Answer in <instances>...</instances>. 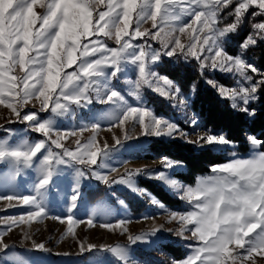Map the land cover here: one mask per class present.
<instances>
[{
	"label": "snow or ice",
	"instance_id": "snow-or-ice-1",
	"mask_svg": "<svg viewBox=\"0 0 264 264\" xmlns=\"http://www.w3.org/2000/svg\"><path fill=\"white\" fill-rule=\"evenodd\" d=\"M234 2V13H230L234 14V22L219 27V12ZM99 3L103 0H47L46 3L42 0H0V104L11 109L20 122H29V129L45 137L31 144L27 140L16 145L0 141V162L9 165L16 175L24 168L33 167L37 173L31 194L0 196V200H16L30 209L26 216L9 217L4 221L5 229L0 231V251L7 252L10 247L4 241L5 232L48 216L47 193L55 186L53 178L60 175L61 166L74 170L75 183L68 196L69 213L77 207L80 199L81 180L88 177L104 184L125 185L132 192L144 194V190L136 186L134 177L146 174L145 170H126L119 178L109 181L106 175H101L91 166L107 167L106 162L115 147L109 148L107 144L103 149L96 147L95 136L84 143L77 141L75 149L65 147L61 143L65 134L59 132L53 118L41 120L36 113L21 115V109L31 100L39 101L41 111L62 117L75 109L87 108L96 99L99 103L119 106V116L107 114L117 121L113 126H123L125 121H132L133 127H141L143 136L185 138L187 134L177 124L157 116L147 107L128 105L121 91L111 85L118 74L132 66L139 76L132 93L136 99H140V89L146 85L159 95L175 100L181 97L180 88L174 86L169 78L160 76L155 66L162 57L179 59L182 56L185 61L194 59L199 62L202 72L209 68L235 73L247 82V87L229 89L217 86L211 80L206 81L218 87L222 96L230 98L234 108L238 100L242 105L239 111L255 116L250 105L258 99L257 92L264 85V79L252 83L253 76L248 74L249 70L256 74L259 69L241 56L229 54L225 44L230 35L238 31L243 23L242 17L250 7L255 5L260 10L254 12V16L264 15V0H107L106 10L96 11ZM37 4L44 9L42 15L34 11ZM185 16L192 17V20L184 23ZM147 21L152 22V28L157 29L155 32L141 30ZM37 23L39 28L35 27ZM253 28L264 40V22L254 24ZM188 29L192 31L185 44L180 36ZM144 37L158 40L160 48H153L147 40L144 44L134 43L135 39ZM107 39L114 40L118 47H109ZM256 42L254 36L248 35L241 47L246 50ZM18 68L23 72L22 76L14 74ZM160 81L167 87L161 89ZM186 99L180 98L179 102L184 104ZM191 123L196 127L198 122L193 119ZM83 130L84 127L81 128ZM75 134V131L67 133ZM131 138L125 130L123 139ZM248 141L252 148L251 156L213 165L210 169L212 175L201 178L195 187L184 190L181 199L192 204L194 210L180 215L179 219L183 224L192 225L191 229L185 230L203 245L196 248L193 255L175 264H244L252 260L253 255H264V139L249 136ZM186 143L209 149L234 146V142L223 134H205L196 141L186 140ZM52 145L60 151H54ZM116 145L122 146L120 138L116 139ZM162 161L165 169L178 166L168 157H163ZM79 165L88 166L87 170ZM111 171L117 169L112 168ZM150 178L177 187L176 181L165 171L153 173ZM118 202L124 204L123 200ZM152 202L156 203L155 200ZM95 215L93 210L88 224H93ZM177 215L173 213L172 218ZM66 219L68 231L72 232L71 225L77 221L72 215ZM125 223V220H119L117 225L104 224L102 227L113 228ZM157 232H162V229L129 235L128 239L132 245L150 243L149 238L156 236ZM176 235L183 236V230ZM33 248L48 251L43 243L35 241ZM80 249L81 252H107L120 264H133L127 245H104L98 249L94 244L81 243ZM9 260L10 264H29L20 255L11 256Z\"/></svg>",
	"mask_w": 264,
	"mask_h": 264
},
{
	"label": "rangeland",
	"instance_id": "rangeland-1",
	"mask_svg": "<svg viewBox=\"0 0 264 264\" xmlns=\"http://www.w3.org/2000/svg\"><path fill=\"white\" fill-rule=\"evenodd\" d=\"M42 2L46 3L47 0H42ZM106 4L107 0H103V3L98 4L96 11L106 10ZM234 8L235 2L219 12V27H225L234 22V14L230 15V13H234ZM34 11L40 15L44 13V9L39 4L35 6ZM259 11L255 5L250 7L244 17H242L243 23L239 26L238 31L235 34H231L225 44L229 54H231L229 46L236 45L237 52L231 55L241 56L247 63L255 67H257L256 59L252 55L251 50L259 43H264V40L259 38L253 28L254 24L264 22V15H253L254 12ZM93 16L95 17V12ZM191 20L192 17H184V23H188ZM134 26L135 20L133 21ZM35 27L39 28V23ZM141 30L155 32L157 29H153L152 22L147 21L142 24ZM191 31V29H188L180 36L182 43L186 44L188 42ZM248 35L254 36L257 42L245 50L242 49L241 44ZM161 36H163V33ZM244 36L246 37L244 38ZM94 38L91 37V39ZM101 39L105 38L101 37ZM83 40L84 38H82ZM145 40L153 48H160L158 40L146 37L137 38L134 43L144 44ZM106 43L109 47H118L114 40L107 39ZM191 60L194 59L185 61L182 56L179 59L176 57H162L161 62L155 66V70L160 76L169 78L174 86L180 88L181 97L175 100L159 95L146 85L140 89V99H136L132 93L134 91V83L139 79V76L138 71L132 66H129L128 69L118 74V77L111 81V85L125 96L128 105L147 107L157 116L177 124L179 129L187 134L185 138L179 136L171 139L163 136H143L141 135V127L139 125L133 127L132 121H125L123 126H113L117 121L109 118L107 114L115 113L116 116H119V106L99 103L96 99H93L92 104L87 108L75 109L62 117H53L50 111H41L40 103L35 99L21 109V115L36 113L41 120L53 118L56 122V128L59 132L65 134V138L61 141L65 147L75 149L77 141L84 143L92 136L96 137V147L100 149H103L105 144L109 148L115 147L116 150L106 162L107 167H91L101 175H106L109 181L119 178L126 170H145L146 174L134 177L136 186L143 189L144 194L132 192L125 185L104 184L94 177H88L81 180L80 199L77 202V207L69 213L68 196L70 195L71 187L75 183L74 170L61 166L62 172L53 178L55 186L50 188L47 193L48 216L43 219L37 218V220L30 223L20 224L18 227H13L11 231L5 232L4 241L10 247L7 252L0 251V264H10L9 257L16 255L25 257L29 264H120L115 257L107 252L96 250L93 252H81V243L85 245L94 244L98 249L104 245H127L131 251L133 264H175V262L183 261L193 255L195 249L203 245V242L191 236L190 231L185 230L191 229L192 225L183 224L179 219L180 215L194 210L193 205L187 200L181 199V196L186 188L195 187L201 178L212 175L211 168L209 171L200 173L190 180L187 176L188 168L186 164L171 155L161 154L160 149L161 141L180 140L186 143V140L196 141L205 134H223L228 138L225 131H216L206 126L205 120L194 110L192 101L196 95L197 84L193 83L190 91L186 93L182 89L180 80L171 77L167 72V67H162L165 61H169L171 65H174L176 63L188 64ZM196 63L205 82L211 80L215 85L229 89L248 86V83L235 73L211 70L209 68H205L202 72L199 62L196 61ZM72 70L66 69L65 71ZM14 74L22 76L23 72L18 68ZM248 74L253 76L252 83L260 80L258 73L253 74L249 70ZM217 75H221L224 80L219 81ZM193 85H195V92H193ZM159 86L161 89L167 87L163 84V81L159 82ZM213 88L222 98L228 99L231 106L233 105V101L230 98L219 93L218 87ZM180 98H187L186 103L181 104L179 102ZM235 103L237 104L235 109L239 110L242 105L238 100ZM257 105V100L250 105L255 110V115ZM249 117L253 118L255 116ZM193 119L198 122L196 127L192 126L191 121ZM28 123L20 122L11 109L0 104V141H7L9 144L16 145L24 140L31 144L45 138L42 134L29 129ZM96 124H99L100 127L96 128ZM82 127L85 130L81 131ZM125 130L132 137L131 139H123ZM72 131H75L76 134L67 135V133ZM52 136L55 139V133ZM249 136L259 138L256 134L246 132L245 141L231 140L234 142L232 148L212 149L215 152L224 154L225 160L219 164L229 162L236 157L247 158L251 156L252 148L248 141ZM117 138L122 140V146L116 145ZM191 145L196 151L204 149L197 147L195 144ZM52 149L60 151L54 145H52ZM233 153H235V156ZM163 157H168L178 166L172 169H165L162 161ZM78 167L87 170L88 166L79 165ZM112 168H116L117 171H111ZM161 171H165L171 179H174L177 187L173 188L162 181L150 178L151 174ZM36 175L35 167L24 168L19 175H16L9 165L0 162V196L31 194ZM120 200L124 201L123 205L118 202ZM153 200L156 203H153ZM9 204L16 206H9ZM29 210V206L20 205L16 200L11 202L0 200V231H4V221H7L9 217L26 216ZM93 210L96 211V215L93 217V224L90 225L87 221L91 217ZM173 213L178 214L175 219L172 218ZM68 215H72L74 221H77L71 225L72 232L68 231L69 224L66 219ZM55 217H60L61 219H55ZM119 220H125L126 223L113 228L102 227L104 224L117 225ZM154 229H162V232H157L156 236L150 237V243L138 242L136 245L130 244L129 235L136 236L150 233ZM182 230L183 236L176 235L177 232ZM26 236L28 237L27 239ZM33 241L38 244L43 243L48 251L44 252L34 249ZM171 248H175V250L172 251ZM176 249L183 251V256H177L178 252L176 255ZM244 264H264V255H253L252 260H247Z\"/></svg>",
	"mask_w": 264,
	"mask_h": 264
},
{
	"label": "trees",
	"instance_id": "trees-1",
	"mask_svg": "<svg viewBox=\"0 0 264 264\" xmlns=\"http://www.w3.org/2000/svg\"><path fill=\"white\" fill-rule=\"evenodd\" d=\"M236 50V45L229 46L231 54L236 53ZM251 53L256 59L259 69L258 77L260 80L264 79V76L261 75L264 73V43L261 42L253 47ZM162 67H167L170 76L180 80L182 89L186 93L190 91L193 83L197 84L192 106L205 120L206 126L216 131H225L228 138L233 141H245L246 132L256 134L260 139H264V85L258 89L256 115L250 118L231 106L228 99L222 98L211 85L204 81L195 60H191L188 64L176 63L174 65L165 61ZM217 78L219 81L224 80L221 75H217ZM160 149L161 154L171 155L186 164L187 176L190 180L225 160L224 154L221 152H215L209 148L196 151L193 145L180 140L161 141ZM174 250L175 248L172 249V251ZM176 255L183 256V251L176 249Z\"/></svg>",
	"mask_w": 264,
	"mask_h": 264
}]
</instances>
